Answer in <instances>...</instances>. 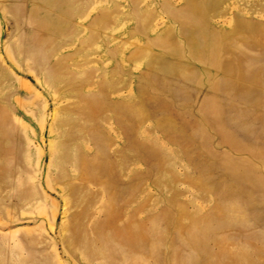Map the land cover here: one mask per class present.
<instances>
[{"label":"rangeland","instance_id":"1","mask_svg":"<svg viewBox=\"0 0 264 264\" xmlns=\"http://www.w3.org/2000/svg\"><path fill=\"white\" fill-rule=\"evenodd\" d=\"M0 264H264V0H0Z\"/></svg>","mask_w":264,"mask_h":264}]
</instances>
